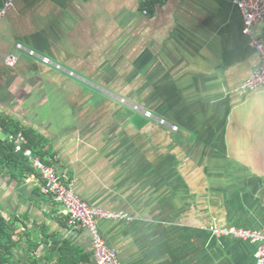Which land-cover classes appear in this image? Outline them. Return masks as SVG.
<instances>
[{"label": "crops", "instance_id": "0c3cea01", "mask_svg": "<svg viewBox=\"0 0 264 264\" xmlns=\"http://www.w3.org/2000/svg\"><path fill=\"white\" fill-rule=\"evenodd\" d=\"M236 1L18 0L0 20V145L21 126L82 199L128 214L99 220L122 264H254L256 244L209 231L264 230V93L237 92L260 59ZM17 42L38 56L11 68ZM17 164L0 157L16 255L70 242L96 264L90 232Z\"/></svg>", "mask_w": 264, "mask_h": 264}, {"label": "built area", "instance_id": "2783aa9c", "mask_svg": "<svg viewBox=\"0 0 264 264\" xmlns=\"http://www.w3.org/2000/svg\"><path fill=\"white\" fill-rule=\"evenodd\" d=\"M16 1L18 0H5L4 5L0 8V20L15 6ZM235 3L242 15L243 34L249 39L250 49L254 50L260 59L256 69L238 87L237 92L241 95L254 91L264 93V41L257 36L255 31V26L264 23V0H237ZM23 50L38 56L35 50L26 49L23 44L17 42L14 50L5 58L6 65L11 68L16 67L20 52ZM43 60L51 62L48 57H43ZM135 110H142L147 118L153 117L150 111H144L139 106H135ZM159 123L166 125L165 120H160ZM172 130L177 131L178 128L172 126ZM7 139L14 144L15 150L22 152L33 167L41 173L44 180V192L53 196L58 203L63 205L70 226L73 228L83 227L90 232L96 264H122L118 252L111 248L103 237L99 220H130V216L123 212H110L95 208L82 199L75 192L73 186L64 181L55 166L47 164L32 147L26 146L27 138L23 131L11 133ZM209 231L216 238L233 237L256 244L257 253H255L254 264H264V230L212 226Z\"/></svg>", "mask_w": 264, "mask_h": 264}, {"label": "trees", "instance_id": "16d2710c", "mask_svg": "<svg viewBox=\"0 0 264 264\" xmlns=\"http://www.w3.org/2000/svg\"><path fill=\"white\" fill-rule=\"evenodd\" d=\"M12 127H15L12 133L24 132L21 126ZM5 128L8 129L9 127ZM33 149L37 154L41 153L34 147ZM0 157L5 158L10 167L16 166V160H18L17 166H22L24 170L29 169L30 163L28 159L22 152H17L14 144L10 142L0 145ZM16 221L17 219L13 217L7 219L0 211V264H90L92 262L87 252L73 246L70 242H57L53 248L59 255H54V258L49 253L46 255H32L30 251H25V255H19L18 257L16 252L23 249L21 241L17 238Z\"/></svg>", "mask_w": 264, "mask_h": 264}]
</instances>
